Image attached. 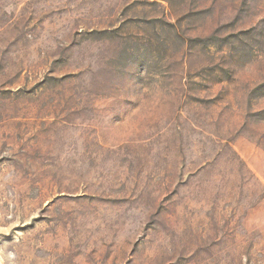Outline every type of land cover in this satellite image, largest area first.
I'll list each match as a JSON object with an SVG mask.
<instances>
[{
	"label": "rangeland",
	"instance_id": "obj_1",
	"mask_svg": "<svg viewBox=\"0 0 264 264\" xmlns=\"http://www.w3.org/2000/svg\"><path fill=\"white\" fill-rule=\"evenodd\" d=\"M2 101L0 264H264V0H0Z\"/></svg>",
	"mask_w": 264,
	"mask_h": 264
},
{
	"label": "bare ground",
	"instance_id": "obj_2",
	"mask_svg": "<svg viewBox=\"0 0 264 264\" xmlns=\"http://www.w3.org/2000/svg\"><path fill=\"white\" fill-rule=\"evenodd\" d=\"M0 106L6 108L9 105L7 106L6 103L2 101V105H0ZM1 115L3 116V118H2V120H0V145H2L3 137H9L10 132L7 130L8 127L14 126V131L11 132V135L10 136H15V137L16 136L17 137L19 136V138H20V142L18 143V149H19L20 147L23 146V144L26 142V140H28V137H29L28 131H32L33 130V126H36L38 128L39 125H40L39 123H37L36 125L34 123H28L25 119L20 118V117H19V119H17V116H15V113L9 107H8V113H2ZM52 145L54 146V142H51L50 141V146H52ZM18 149H17V151H19ZM21 157L24 158L23 154H20V156L18 155L16 157V159L21 158ZM50 158H51L50 163L53 164L56 161V156L55 155H52ZM25 161H26V158H25ZM27 166H28V164L25 163L24 167H27ZM25 171L26 172H29L28 169H25ZM34 174L35 175H33L32 172H30V175L27 176V179L28 180L29 179L30 180L42 179V174L40 175L38 172H34ZM21 181H22L21 178H12L11 181H10V186L13 187V186L17 185ZM17 196H20V195H17ZM16 211H17V209H16ZM53 228H54V225H50L49 227L46 228V233L44 234V240H43L44 241L43 243L45 244V247H43V249H41L38 252V254H37L39 256H42L49 263H52L53 262V260L55 259V252L58 250L57 247L54 248V246H57V241H56L55 237H53V235H52V232H53L52 229Z\"/></svg>",
	"mask_w": 264,
	"mask_h": 264
}]
</instances>
